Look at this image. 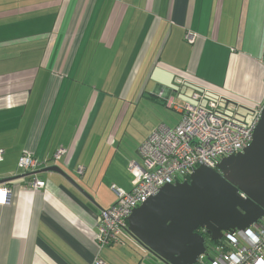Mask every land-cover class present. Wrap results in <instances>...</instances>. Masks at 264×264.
<instances>
[{
	"label": "crops",
	"instance_id": "0c3cea01",
	"mask_svg": "<svg viewBox=\"0 0 264 264\" xmlns=\"http://www.w3.org/2000/svg\"><path fill=\"white\" fill-rule=\"evenodd\" d=\"M263 44L264 0H0V178L18 176L3 182L0 264H161L134 240L99 245L111 186L130 189L138 146L178 122L168 102L192 87L247 122L264 102ZM23 153L47 163L19 169Z\"/></svg>",
	"mask_w": 264,
	"mask_h": 264
},
{
	"label": "built area",
	"instance_id": "2783aa9c",
	"mask_svg": "<svg viewBox=\"0 0 264 264\" xmlns=\"http://www.w3.org/2000/svg\"><path fill=\"white\" fill-rule=\"evenodd\" d=\"M185 38L193 42L195 34L188 31ZM262 64L264 66V59ZM191 98L194 101H169L168 106L181 113L178 123L172 127L157 126L138 146L141 162L130 161L132 189L126 191L111 186L116 200L98 216L96 239L99 245L119 241L121 233L128 231L127 217L132 209L156 194L163 184L186 179L199 165L215 168L221 158L242 151L251 141L261 104L253 107L247 122L241 123L222 113L221 98L207 96L205 89L203 92L192 90ZM65 151L64 147H59L52 159H59ZM47 160L23 153L19 156L18 166L31 170L46 165ZM31 186L43 188L45 181L35 177ZM10 194L8 185L0 184V204L8 203ZM205 244L206 251L194 264H264V214L248 227L225 230L221 239ZM92 264L106 263L96 257Z\"/></svg>",
	"mask_w": 264,
	"mask_h": 264
},
{
	"label": "water",
	"instance_id": "95a60500",
	"mask_svg": "<svg viewBox=\"0 0 264 264\" xmlns=\"http://www.w3.org/2000/svg\"><path fill=\"white\" fill-rule=\"evenodd\" d=\"M43 170L65 174L57 165ZM17 177L0 178V183ZM263 214L264 102L242 151L224 156L216 168L199 165L188 179L163 184L132 209L127 230L163 264H194L206 251L200 227L217 241L223 231L244 229Z\"/></svg>",
	"mask_w": 264,
	"mask_h": 264
},
{
	"label": "rangeland",
	"instance_id": "374dc122",
	"mask_svg": "<svg viewBox=\"0 0 264 264\" xmlns=\"http://www.w3.org/2000/svg\"><path fill=\"white\" fill-rule=\"evenodd\" d=\"M95 18H96V12L94 13V15H93V17H92V20H91V23H90V26H89V28H88V30H87V35H89V34H91V31H92V24H93V22H94V20H95ZM53 31V30H52ZM51 31V32H52ZM53 38V37H52ZM63 40V37H61L60 38V40H59V43L58 44H60L61 43V41ZM81 51H82V49L80 50V53H78L79 54V57H78V59L76 60V62H75V65H79V66H85V64H84V60H81V59H79L80 58V55H81ZM81 62V63H80ZM80 63V64H79ZM113 70V69H112ZM133 73H135L136 71H137V68L136 67H134L133 68ZM133 76V74L131 75V77ZM104 78L105 79H109V80H112V75H110V76H103V75H100L99 77H98V82L99 83H102V81L104 80ZM88 81H91V79L90 78H88ZM122 82H123V80H122ZM192 90H197V91H199V92H203V88L201 87V86H195V87H192L190 90H189V93L187 94V96H188V101H194L192 98H191V92H192ZM207 93V92H206ZM120 94H121V91H117L116 92V95H117V99L118 98H120ZM204 96H205V94H204ZM207 96H209V97H212V98H217L216 96H213V95H210L209 93H207ZM184 99V98H183ZM167 107L168 108H170V110H173V108L172 107H170V106H168L167 105ZM249 118H250V116H249ZM249 118H248V120H249ZM158 125V124H157ZM1 159H2V157H1ZM19 159V158H18ZM17 164H18V161H17ZM18 166V165H17ZM19 167V166H18ZM60 168V167H59ZM81 167L79 166L78 168H77V172H79V169H80ZM19 169H22V168H20L19 167ZM36 169V168H35ZM35 169H31V170H25V169H22V170H24V171H34ZM61 169V168H60ZM62 170V169H61ZM63 171V170H62ZM58 172V171H57ZM64 172V171H63ZM60 173V172H59ZM65 174H62L65 178H67L68 180H72L71 179V177L70 176H68V174L66 173V172H64ZM35 178V177H34ZM33 178V179H34ZM36 178H38V177H36ZM70 178V179H69ZM33 179L30 181V183H29V185H30V187L31 188H33L32 186H31V184H32V181H33ZM39 179V178H38ZM41 180H43V179H41ZM45 181V180H44ZM73 182V181H72ZM75 183V185H77L76 184V182H74ZM79 185H77V187H78ZM9 187V186H8ZM10 188V187H9ZM44 188V187H43ZM33 189H35V188H33ZM38 189H40V188H38ZM0 205H2V204H0ZM161 264H163L160 260H158Z\"/></svg>",
	"mask_w": 264,
	"mask_h": 264
},
{
	"label": "trees",
	"instance_id": "16d2710c",
	"mask_svg": "<svg viewBox=\"0 0 264 264\" xmlns=\"http://www.w3.org/2000/svg\"><path fill=\"white\" fill-rule=\"evenodd\" d=\"M238 109V108H237ZM237 114H240V112H238ZM179 121V120H178ZM178 123V122H177ZM176 123V124H177ZM131 161V160H130ZM130 170V169H129ZM131 171V170H130ZM132 173V172H131ZM188 178V177H187ZM132 180H133V174H132V178H131V187H130V189H128V190H126V191H129V190H131L132 189V187H133V184H132ZM204 235L206 236V234L204 233ZM136 241L135 240V238L128 232V231H123L122 233H121V235H120V239H119V241H114V242H117L118 244H123V245H127V243H135L134 241ZM114 242H110L109 244H113ZM137 242V241H136ZM210 242V239H206L205 240V243H209ZM138 243V242H137ZM137 243H135L136 245H137ZM109 244H107V245H109ZM142 248L144 249V250H146L143 246H142ZM146 252V254L147 255H149V256H151L152 258H154V259H157L158 260V258L156 257V255H154L153 253H150L149 251H145Z\"/></svg>",
	"mask_w": 264,
	"mask_h": 264
},
{
	"label": "bare ground",
	"instance_id": "6f19581e",
	"mask_svg": "<svg viewBox=\"0 0 264 264\" xmlns=\"http://www.w3.org/2000/svg\"><path fill=\"white\" fill-rule=\"evenodd\" d=\"M186 179H188V178H186ZM185 179V180H186ZM184 180V179H183ZM169 183H171V182H169ZM205 230H207L205 227H200L199 229H198V232H201V231H205ZM208 232V231H207ZM204 236V235H203ZM208 237H209V233H208ZM204 239H205V237H204ZM206 239H209V238H206ZM205 239V240H206Z\"/></svg>",
	"mask_w": 264,
	"mask_h": 264
},
{
	"label": "flooded vegetation",
	"instance_id": "af4514ba",
	"mask_svg": "<svg viewBox=\"0 0 264 264\" xmlns=\"http://www.w3.org/2000/svg\"><path fill=\"white\" fill-rule=\"evenodd\" d=\"M200 233H201L202 235H204V233L206 234V236L204 235L205 239H206V238H209V237H208V232H207V230H205V231H201Z\"/></svg>",
	"mask_w": 264,
	"mask_h": 264
},
{
	"label": "clouds",
	"instance_id": "9594fccd",
	"mask_svg": "<svg viewBox=\"0 0 264 264\" xmlns=\"http://www.w3.org/2000/svg\"><path fill=\"white\" fill-rule=\"evenodd\" d=\"M216 168V167H215Z\"/></svg>",
	"mask_w": 264,
	"mask_h": 264
}]
</instances>
